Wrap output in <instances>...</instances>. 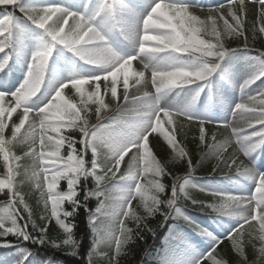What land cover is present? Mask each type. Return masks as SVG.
<instances>
[{"label": "snow or ice", "instance_id": "1", "mask_svg": "<svg viewBox=\"0 0 264 264\" xmlns=\"http://www.w3.org/2000/svg\"><path fill=\"white\" fill-rule=\"evenodd\" d=\"M252 2L259 5L260 26L257 28L254 24L251 29L254 41L257 32L264 34V0ZM0 6H3L0 10V53L4 54L0 58V72L8 65V49L22 41L34 43L27 55L25 77L19 87L15 91L0 90V166L4 169L0 174V194L8 197L0 205V238L12 235L18 241L44 248L69 249L67 254L78 256L81 242L74 238L76 225L72 218L83 207L93 234V247L87 253L86 264H94L93 256L98 254L100 245L114 246L112 255L103 253L102 256L108 264H120L122 248L135 237L142 239V231L155 237L156 230L149 226L148 218L158 213L162 215L160 227L169 219L178 218L193 224L179 203L190 200L193 205L210 208L217 215L236 220L225 238L240 258V264H248L245 248L249 244L264 259V173L254 171L252 163L253 155L264 148V87L259 88L255 96L247 91L257 81L264 85V51L258 50L254 70L241 86L242 102L229 107V113L244 120L245 126L224 124L231 127V137L248 159V165L238 161L235 154L230 157L231 163L228 159H223V163L229 168L236 166L238 176L251 180L255 191L249 195L217 191L213 195L220 202L207 205L191 198L187 186L193 172L192 160L186 146L177 140L173 117L182 116L190 123L196 122L199 144L206 145L208 155L218 160L223 158L225 144L215 142V134L212 135L214 143H207L206 125H219L221 121L198 117L190 106L159 104L161 97L181 91L190 93L191 103H195L209 88L225 57L249 49L245 34L244 17L248 11L245 0H229L226 14L225 5L221 4L209 9L204 18L191 11L199 6L185 0H78L74 6L0 0ZM234 40L242 41V46L239 43L236 48L231 47ZM118 42L131 43L134 51L121 52ZM54 53L70 54L68 58L86 66L88 73L49 85L47 73ZM137 59L145 70L151 71L154 94L145 91L142 96L129 95V79H134L136 85L145 79V71H132V63ZM121 76L123 104L119 103L121 97L118 95ZM102 80L105 93H110L112 101L117 103L116 113L131 111L134 115L130 119L117 120L115 115L107 114L105 110L109 105L101 93ZM69 87L74 95L66 98L63 93ZM45 91L48 96L35 104ZM129 104L139 107L128 109ZM18 110H22L19 121L12 123L8 138L5 136L9 127L7 121ZM93 117L95 122H92ZM165 124L173 126L171 131ZM69 132L78 133L79 138ZM152 133H159L167 142L171 149L169 162L186 161L188 172L185 175L173 176L166 163L153 154L149 141ZM14 142L27 145L22 156L14 153ZM133 149L132 163L126 172L117 176L124 157ZM89 151L90 160L86 159ZM24 159H29L30 165L23 164ZM164 176L172 177L167 197L162 195L168 187L161 182ZM89 178L94 182L92 188L86 186ZM82 180L85 182L83 200L79 198ZM25 181L39 193L38 203H42L44 209L42 227L32 219V209L19 191V185ZM61 181L66 183V190H61ZM113 191L119 193L118 197L113 198L110 194ZM92 198L97 199L94 210L88 207ZM134 200L138 201L135 206ZM66 203L70 209L64 208ZM20 206L28 214L24 224L19 223L23 219ZM137 209H142L143 215ZM53 220L62 235L48 234V225ZM105 220L107 227L103 226ZM129 222L135 227H130ZM254 223L258 227H253ZM245 225L253 227V231L246 232ZM200 233L211 236L204 229H200ZM221 243L216 240L210 251L198 256L194 264H205V261L228 264L227 260L217 258ZM13 246L12 241L0 239V247ZM15 247L20 254L16 264H33L30 259L33 251L25 250L21 244ZM34 259L40 264H55L50 258L44 260L38 255ZM160 264L187 262L167 255Z\"/></svg>", "mask_w": 264, "mask_h": 264}, {"label": "trees", "instance_id": "2", "mask_svg": "<svg viewBox=\"0 0 264 264\" xmlns=\"http://www.w3.org/2000/svg\"><path fill=\"white\" fill-rule=\"evenodd\" d=\"M25 3H30V1H25ZM247 6V4H246ZM3 9V6H0V10ZM248 9V7H247ZM225 14L227 13V8L224 10ZM248 9L247 15L244 17L245 19V34L248 36V45L249 49L248 51L253 55V57L257 58L258 50L264 51V34H260L257 32V39L253 41L251 36V29L253 25L258 28L259 20L258 16H252ZM194 12V11H193ZM196 14V12H194ZM201 16V18H204L207 15L206 13H197ZM17 15H20L17 12ZM240 43L242 46V41L234 40L231 42V47L236 48L237 45ZM15 44L14 46H16ZM59 53H54V55H57ZM53 55V56H54ZM70 56V54H67ZM110 82V81H109ZM120 82H123V77L121 76ZM119 82L118 84V95L121 97L120 101L123 97V86ZM129 82H132L131 78L129 79ZM87 87V86H86ZM101 93L104 96L105 102L109 105L108 109L105 111L107 114L111 112L113 107L117 104L116 102H113L110 93H105L104 88H101ZM63 95L68 98L72 97L74 95V90H72L70 87L66 88L64 90ZM119 101V102H120ZM7 106V105H6ZM20 113H13L12 117L7 121L9 124V127L5 130V136L10 138L11 137V125L13 122L19 121ZM176 123L174 127L177 129V140L183 145L186 146L189 157L192 160L193 165V172L189 180V184L187 186V192L191 196V198L203 201L205 205L211 204V203H219L218 197H212L209 195H202L200 193H196V184L201 179H217L225 177L227 180H232L238 178V175L236 173V166H233L232 168L227 167L223 163V159H228L229 163H231L230 157L235 154V158L238 161L245 163L242 159V156L236 153L234 151L231 153L228 151V148L226 146V142L224 139V136L222 133L216 129H210V127L206 126V139L207 143H214L212 140V135L215 134L216 141L219 143H224L226 150L223 152V158L218 160L214 155H208L209 149L206 145H200L198 141V125L193 123H188L185 121L178 120L177 118H173ZM240 120H242L240 118ZM92 122H95V118H92ZM245 126V123L243 124ZM28 127L27 123L25 125V129ZM173 126H169L165 124V128L168 131H171V128ZM237 127V126H236ZM241 127V126H238ZM24 129H22V132ZM68 134H74L77 136V139L79 138L78 133H71ZM194 137L196 139H194ZM15 144V142H14ZM38 147V145H37ZM77 147H80L77 145ZM150 149L152 150L153 154L159 159L162 163H166V168L169 172L172 173L173 176L180 175L183 176L188 172V165L186 161L180 160V161H172L171 160V149L167 145V142L163 139V136H161L159 133H157L156 139L153 141V143H150ZM27 150V145L24 144H15V147L13 148V151L16 155H23V152ZM51 150V149H49ZM86 159H91V153L89 151L88 155L86 156ZM25 165H30L31 161L29 159H24L22 161ZM0 165H2V158H0ZM4 172V169L2 166H0V174ZM121 174V170L119 173H117V176ZM161 182L165 183L168 187L166 188V192L163 195V197H167L170 195V186L172 183V177L171 176H164L161 178ZM93 180L89 178L87 181V187L92 188L93 187ZM85 187V182L81 181V187L79 190V198L83 200V188ZM61 190H66V183L64 181H61ZM19 191L24 196L25 201L28 203V205L32 209V219L35 221V223L39 226H44L45 221L41 220V215L44 214L43 204L38 203L39 193L34 189V187L30 184V182L25 181L23 184L19 185ZM115 191L111 192L110 194L115 198ZM8 199L7 196L0 194V205H3V203ZM138 203V201H133V206H135ZM182 211L184 214H191L192 212L196 211L199 213H208L215 215L220 218H229L227 216H221L217 215V213L212 212L210 208H201L198 205H193L190 200H181L180 202ZM88 207L90 209H95L97 207V199L92 198L88 202ZM64 208L70 209L71 206L69 204H65ZM0 211H2V208H0ZM20 215L23 217V219L19 220L20 224H24L27 222L28 214L24 211L23 206H20ZM137 211L143 215L142 209H137ZM73 219V223L76 225L74 228V238L81 242L80 248L78 249L79 255L78 256H72L70 254H67L70 252L69 249H63L60 251H57L55 249H52L50 247L44 248L40 247L39 245H36L34 243L30 242H22L18 241L14 236L9 235L6 238H0V239H7L8 241H12L14 246L11 248H3L0 247V264H3L7 262V264H16V261L20 259V254L17 253V248L15 245L21 244L25 250L30 249L33 251V264H40V261L35 260V256H39L41 259L47 260L51 259L55 262V264H86L87 260V253L89 250L93 247L92 240H93V234L90 231V226L88 225L86 221V213L83 207L79 209L78 215L75 216ZM231 219V218H229ZM235 220V219H234ZM163 221V216L159 213L153 217L148 218V224L151 228H154L156 230L155 237L151 235L148 231H142V239L140 237H135L133 241H130L127 245H125L122 248V254L120 256V264H160L161 260L164 258L166 254H171L174 251L176 243L184 244L185 239L187 238L186 234H184V231H188L191 229L197 230L198 228L193 224L187 223L183 218L178 219H169L167 223L164 224L163 227H160L159 225ZM108 221L105 220L104 227H107ZM130 227H135L131 222H129ZM49 227V235L50 236H56L57 234L62 235L61 230L58 229L57 226H55L54 220L48 225ZM253 227H258V225L253 224ZM253 227H250L249 225H245V231L250 232L253 231ZM30 232L32 231L31 225H29ZM169 230V231H168ZM35 235V233H33ZM175 236V237H174ZM247 239V237H245ZM170 244V246H169ZM256 247H259V242H256ZM248 264H264V259H261L259 257V254L257 251H254L251 244H249L245 248ZM114 252V246L112 248L107 247L106 245H100L98 254L93 256L94 264H108V261L103 258V253H108L109 255H112ZM217 258H223L228 261V264H240V258L237 256V254L232 250L231 244L227 239H224L220 246L217 248L216 252ZM205 264H208L207 261H205Z\"/></svg>", "mask_w": 264, "mask_h": 264}, {"label": "rangeland", "instance_id": "3", "mask_svg": "<svg viewBox=\"0 0 264 264\" xmlns=\"http://www.w3.org/2000/svg\"><path fill=\"white\" fill-rule=\"evenodd\" d=\"M141 91H147L145 88H141Z\"/></svg>", "mask_w": 264, "mask_h": 264}]
</instances>
